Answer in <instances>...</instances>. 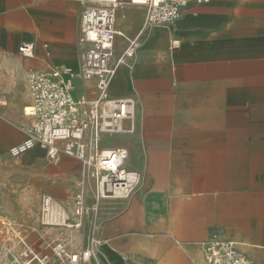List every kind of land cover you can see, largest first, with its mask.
Wrapping results in <instances>:
<instances>
[{"label":"crops","instance_id":"crops-1","mask_svg":"<svg viewBox=\"0 0 264 264\" xmlns=\"http://www.w3.org/2000/svg\"><path fill=\"white\" fill-rule=\"evenodd\" d=\"M89 4L0 0L3 207L25 208L38 193L71 204L80 189L76 157L61 153L53 161L38 144L19 156L10 149L31 136L22 114L32 103L28 73L80 68L81 14ZM146 13L132 0L117 8L115 60L128 39L139 47L109 92L133 99L135 114L124 121L132 131L104 135L102 146L127 149L125 168L140 183L128 197L98 202L101 264H207L202 245L213 237L237 242L264 264V0H210L152 27ZM23 43H34L33 56L20 52ZM75 84V96L97 98L95 80ZM86 203L92 209L95 197L87 193Z\"/></svg>","mask_w":264,"mask_h":264},{"label":"built area","instance_id":"built-area-1","mask_svg":"<svg viewBox=\"0 0 264 264\" xmlns=\"http://www.w3.org/2000/svg\"><path fill=\"white\" fill-rule=\"evenodd\" d=\"M86 1L90 4L81 14L79 43L86 48L80 68L54 66L28 73L32 103L26 116L31 119V136L10 149L13 156H19L39 144L47 150L51 160H57L61 153L76 157L82 162L85 174L95 181V207L89 209L87 206L88 188L84 180L75 196V221L72 223H68L71 217L57 200L47 194L42 197L44 224L81 228L85 221L89 222L86 248L78 252H70L64 247L56 249V256L64 258L54 264H87L90 261L101 264L103 240L99 237L98 202L109 197H128L140 183L139 173L125 168L127 149L102 146L104 135L133 130L125 129L124 121L134 118L135 101L112 98L109 84L118 67L134 57L139 42L135 38L128 39L124 53L115 60V21L121 0H101L99 5L94 4L97 0ZM209 1L144 0L139 4L147 9L145 27H152L170 25L180 19L188 7ZM179 46V40H172V48ZM19 50L24 56L31 57L34 43H23ZM77 80H95L97 98L90 100L85 94L75 96ZM202 246L207 264H258L235 242L227 239L213 237ZM28 250L34 255L31 262L38 258L36 247L31 246ZM44 259L49 260L47 254Z\"/></svg>","mask_w":264,"mask_h":264},{"label":"rangeland","instance_id":"rangeland-1","mask_svg":"<svg viewBox=\"0 0 264 264\" xmlns=\"http://www.w3.org/2000/svg\"><path fill=\"white\" fill-rule=\"evenodd\" d=\"M100 3H102L101 0L94 2L96 5ZM22 114L26 115L24 108L22 109ZM28 120L31 123L29 117ZM83 173L84 177L81 182L86 180L87 193L90 197H94L95 181L92 177L90 178L85 174L84 168ZM0 187L2 186L0 185ZM5 193L3 192L2 194ZM58 202L71 217L68 223L74 222V201L66 205L60 201ZM91 202H93L92 198L90 199ZM42 211L41 193L34 194L33 199L27 202V207L25 208L3 207L0 202V264L60 263L64 257L58 258L56 256V249L64 247L70 252H78L86 248L89 227L88 220L86 226L83 225L81 228L57 226L56 224L46 225L42 222ZM31 246L36 247L35 253L38 255V258L32 262L31 258L34 255L30 254L28 250ZM46 254L49 260L44 259V255ZM258 258L264 262L262 256Z\"/></svg>","mask_w":264,"mask_h":264},{"label":"bare ground","instance_id":"bare-ground-1","mask_svg":"<svg viewBox=\"0 0 264 264\" xmlns=\"http://www.w3.org/2000/svg\"><path fill=\"white\" fill-rule=\"evenodd\" d=\"M136 3H141L142 1H144V0H134ZM115 77V76H114ZM113 77V78H114ZM113 80V79H112ZM112 80H111V82H112ZM111 82H110V84H109V88H110V85H111ZM31 98V97H30ZM24 111H26L25 113H29V111H30V108H29V105H25L24 106ZM33 148V147H32ZM124 177H126L127 178V176H124ZM231 241V240H230ZM233 242H235V241H233ZM236 244H238L237 242H235Z\"/></svg>","mask_w":264,"mask_h":264}]
</instances>
